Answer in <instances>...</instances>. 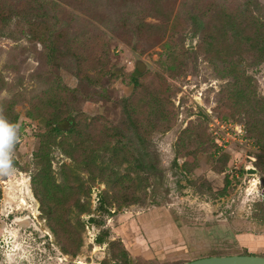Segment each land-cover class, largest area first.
Segmentation results:
<instances>
[{"label":"rangeland","instance_id":"obj_1","mask_svg":"<svg viewBox=\"0 0 264 264\" xmlns=\"http://www.w3.org/2000/svg\"><path fill=\"white\" fill-rule=\"evenodd\" d=\"M258 1L262 12L264 0ZM7 3L19 6L12 15L25 11L22 0ZM72 12L80 19L71 18L68 37L74 40L73 34L79 31H85L86 38L90 37L95 32L93 24H88L90 19L80 11ZM26 20L13 18L5 36L0 37V115L7 111L15 113L19 129L13 149L15 171L10 175L0 174V264H182L248 251L264 257V220L257 216L259 208L264 209V187L261 172L255 165L264 153L253 140L246 138L241 116L232 111L233 118L223 121L219 118L229 117L222 110V93L226 84L231 83L225 71L228 64H223L224 67L208 60L199 50L200 40L186 39L184 35L180 37V46L197 49L200 55H193L196 59L188 57L181 72L171 78L159 67L160 59L164 58L160 44L148 49L143 42L127 43L97 24L108 39L109 52L103 71L98 74L87 71L91 87L102 84L103 93L114 100L116 96L129 94L133 73L138 78L163 77L173 94L171 102L176 118L167 132L150 135L151 150L161 168L154 180L136 176L127 163L116 167L119 161L109 157L96 162L98 167H116L120 176L130 177L127 182L130 187L121 204H106L104 210L90 205L89 213L79 218L83 224L79 231L81 247L76 255L66 254L33 192L31 177L39 168L34 155L39 148L51 150L52 175L57 183L65 177L68 182L72 181L74 188L80 181L88 187L92 175L80 165L81 158L75 155L73 160L60 150V137L46 138L47 128L41 118L31 121L27 115L31 104L42 96L48 84L75 89L79 86L78 79L69 69L53 71L56 80L44 77L42 73L49 67L41 63L42 46L30 35L23 34L27 30ZM33 22L40 23L38 18ZM146 22L158 23V20L147 18ZM134 45L138 49L134 50ZM142 46L146 51L139 48ZM235 53H245L239 58L243 64L233 70L235 75L244 72L251 87L264 96V62L258 63L256 56H248L251 54L248 46L238 47ZM138 63L146 69L138 70ZM92 101H84L82 113L88 118L99 113L101 103ZM186 128L198 131L199 136L185 134ZM238 129L242 136L237 134ZM208 135L219 147L218 153ZM179 149H189L194 157L188 162L192 166L188 172L181 169L183 159H178L176 165L172 163ZM247 167L254 168L256 173L248 174ZM99 177L92 184L91 194L111 195L106 182ZM233 177L237 183L231 180ZM227 180L232 183L226 187L225 195L219 196ZM71 210L69 220L76 226L77 213L74 207ZM28 213L36 218L45 234L43 237L19 230L11 223V216ZM100 234H107L103 245L95 243Z\"/></svg>","mask_w":264,"mask_h":264},{"label":"trees","instance_id":"obj_2","mask_svg":"<svg viewBox=\"0 0 264 264\" xmlns=\"http://www.w3.org/2000/svg\"><path fill=\"white\" fill-rule=\"evenodd\" d=\"M7 1L0 0V37L5 36L13 18L27 19V30L23 34L30 35L42 46L41 63L49 67L42 73L44 77L56 80L57 71L69 69L78 79L79 86L75 89L62 85L57 87L56 83L47 85L45 80L48 88L31 104L27 115L31 121L41 118L47 128L46 138L60 137V150L71 159L75 155L81 158L80 165L92 175L88 187L80 181L74 188L72 181L68 182L65 177L57 183L52 175L51 150L39 148L34 155L39 168L31 177L33 192L66 254L76 255L81 247L79 231L83 229V224L79 218L90 211L89 197L96 176L100 175V180L105 181L111 191V195L107 192L98 194V208L104 210L106 204L114 202L121 204L130 187L127 182L131 179L120 176L116 167L127 163L136 176L140 174L145 176L146 181L154 180L161 168L151 150L153 143L150 135L167 132L176 118L171 102L173 94L163 77L162 81L144 76L138 78L133 73L130 75L129 94L120 98L116 96L114 100L103 93L102 84L91 87L87 71L95 74L103 71L109 52L108 39L97 25L127 43L143 42L148 49L160 44L164 58L160 59L159 67L171 78L181 72L188 57L196 59L193 55H200L197 49L187 50L185 46H180V37L198 38L199 50L205 58L222 65L228 64L227 68L223 66L231 83L226 84L223 90L222 110L229 117L222 115L220 120L233 118L230 115L232 111L241 116L246 138L253 140L264 153V96L256 93L244 72H237L236 75L233 72L235 66L243 64L240 56H245V53H235L238 47L248 46L251 50L248 56H256L258 63L264 62V11L261 12L258 0H221L217 3L211 0L208 3L204 0H22V4L26 5L22 10L25 11L13 15L19 6L8 5ZM72 11H80L90 19L88 24L92 23L91 27L95 30L90 37L86 38L85 31L73 34L72 41V37H68L71 18L80 19ZM34 18L39 19L38 25H34ZM147 18L158 20V23H148ZM248 41L250 43L246 44ZM132 48L138 49L135 45ZM139 48L146 51L143 46ZM87 100L101 103L99 113L92 118L82 113ZM1 115L16 124L18 116L15 113L7 111ZM184 133L199 136L198 131L190 128H186ZM208 137L218 153L219 147ZM104 157L119 163L113 168L107 165L98 167L96 162ZM178 159H183V171L191 170L188 162L194 157L189 149L175 151L173 165ZM255 165L261 172L264 187V155H259ZM231 180L238 181L234 177ZM231 180L226 181L219 196L225 195ZM71 207L77 213L76 226L69 220ZM257 216L264 220L263 208H259ZM89 220L95 222L94 219ZM106 236L98 235L95 243L103 245ZM244 255L248 253L244 252Z\"/></svg>","mask_w":264,"mask_h":264},{"label":"clouds","instance_id":"obj_3","mask_svg":"<svg viewBox=\"0 0 264 264\" xmlns=\"http://www.w3.org/2000/svg\"><path fill=\"white\" fill-rule=\"evenodd\" d=\"M18 126L0 115V174L10 175L15 171L13 149L18 141Z\"/></svg>","mask_w":264,"mask_h":264},{"label":"water","instance_id":"obj_4","mask_svg":"<svg viewBox=\"0 0 264 264\" xmlns=\"http://www.w3.org/2000/svg\"><path fill=\"white\" fill-rule=\"evenodd\" d=\"M146 69L145 66L138 63V70ZM248 174L256 173L252 167L246 168ZM182 264H264V257L258 255H227L210 256L185 262Z\"/></svg>","mask_w":264,"mask_h":264},{"label":"flooded vegetation","instance_id":"obj_5","mask_svg":"<svg viewBox=\"0 0 264 264\" xmlns=\"http://www.w3.org/2000/svg\"><path fill=\"white\" fill-rule=\"evenodd\" d=\"M11 223L19 230L29 231L30 233H33L36 235V237H43L45 234H42V231L38 227V223L36 221V218L32 215V213L23 214L19 216H11ZM143 232V230H141ZM41 235V236H40ZM129 243L132 242L128 241ZM252 242V241H251ZM248 255H258L251 253L250 251L247 252ZM244 255V254H241ZM260 256V255H258Z\"/></svg>","mask_w":264,"mask_h":264},{"label":"built area","instance_id":"obj_6","mask_svg":"<svg viewBox=\"0 0 264 264\" xmlns=\"http://www.w3.org/2000/svg\"><path fill=\"white\" fill-rule=\"evenodd\" d=\"M237 128H240L241 129V127H236V129ZM241 131H242V129H241ZM239 129H238V135L240 134V136H242L243 135V133L241 132ZM215 136H216V134H215ZM98 201H99V197H98V194H96V193H94L93 195H92V198H91V206H93V207H96L97 206V204H98Z\"/></svg>","mask_w":264,"mask_h":264}]
</instances>
